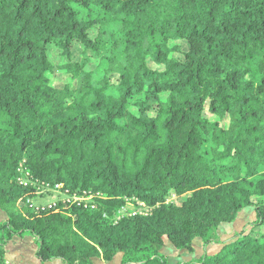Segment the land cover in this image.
<instances>
[{"label":"trees","instance_id":"16d2710c","mask_svg":"<svg viewBox=\"0 0 264 264\" xmlns=\"http://www.w3.org/2000/svg\"><path fill=\"white\" fill-rule=\"evenodd\" d=\"M46 183L95 207H32ZM0 208V264L15 236L41 264H264V0H0Z\"/></svg>","mask_w":264,"mask_h":264},{"label":"rangeland","instance_id":"374dc122","mask_svg":"<svg viewBox=\"0 0 264 264\" xmlns=\"http://www.w3.org/2000/svg\"><path fill=\"white\" fill-rule=\"evenodd\" d=\"M60 80L62 82V78L60 77ZM58 80V81H60ZM56 81V83H59ZM63 195L59 194L57 192H51L50 194L45 193V195L41 198H38L37 203L45 204V203H50L53 201H56L60 198H62ZM185 195H177V194H172L168 197L167 201L168 202H175L177 204H180L183 199L185 198ZM24 205V204H22ZM152 211V208L145 205L143 202L139 200H129L127 205L121 209V216L123 215H129L135 212L138 213H150ZM0 212L5 213L1 208ZM255 211L253 207L247 208L243 210L237 217V219L229 224H226L224 226L220 227V232L222 234V238L225 239L229 236H232L233 234L237 233L238 231H241L242 229H250V224L255 220ZM2 219L0 218V222ZM29 236H24L23 239L24 241H20L18 243H12L10 245V257H12L13 260H16L18 262H23L24 264H31L30 258L33 259V250L35 248V245L32 242H28ZM31 237V236H30ZM37 246V245H36ZM22 247L23 249L26 250V258L23 260H20L15 253L17 250ZM195 247L196 251L194 253H189L187 251L183 250H178L174 247L171 241L167 240L165 247L163 248V253L167 256V258L171 262H179V261H185V260H190L193 257H198L202 254V245L200 240L195 241ZM121 261V254H118L112 261H105L101 259H96L94 264H120Z\"/></svg>","mask_w":264,"mask_h":264},{"label":"built area","instance_id":"2783aa9c","mask_svg":"<svg viewBox=\"0 0 264 264\" xmlns=\"http://www.w3.org/2000/svg\"><path fill=\"white\" fill-rule=\"evenodd\" d=\"M18 171L20 172L21 175L19 177V181L21 184L28 185L29 183L32 182L31 172L23 165V163L20 164ZM42 190L46 192H53V193L57 192L59 194H62L63 197L60 199L64 200V202L70 205L76 204L77 206H84L88 208L95 207V204L93 202V197L96 196L97 194L93 193L91 190L83 189L71 193L68 188L64 187L63 183H56L54 185L50 183H46L42 185ZM56 201L41 204V203H37V201L34 200H28L27 203H29L32 207H35L36 209L44 210L46 207L54 206L56 204ZM21 204L24 203L22 202Z\"/></svg>","mask_w":264,"mask_h":264},{"label":"crops","instance_id":"0c3cea01","mask_svg":"<svg viewBox=\"0 0 264 264\" xmlns=\"http://www.w3.org/2000/svg\"><path fill=\"white\" fill-rule=\"evenodd\" d=\"M0 218L2 219V221L3 220H5L6 219V213H2V212H0ZM226 224H229V223H223V224H221L220 225V227L221 226H224V225H226ZM220 227H219V232H220ZM220 234H221V232H220ZM222 235V234H221ZM24 237H19V236H15L14 237V239L10 242V244L8 245V247H7V255H6V257H7V259H8V261L9 262H11V263H14V264H24L23 262H18V261H16V260H13L12 259V257H10V245L14 242V243H18V242H20V241H24L25 239H23ZM26 238H28V242H27V244H29V242H32L34 245H35V248H34V250H33V259H31L30 258V261H31V264H41V262H40V260L35 256V252H36V250H37V244L35 243V241H34V239L32 238V237H26ZM197 240H200V242H201V245H202V240L200 239V238H196L195 239V241H197ZM15 253H17V257L20 259V260H23V259H25L26 258V250L25 249H23L22 247H20V249L19 250H17ZM45 264H63L62 263V261L61 260H53V261H49V262H45Z\"/></svg>","mask_w":264,"mask_h":264}]
</instances>
